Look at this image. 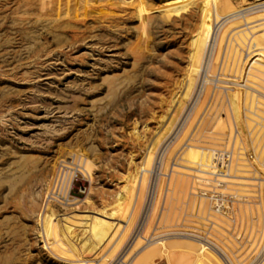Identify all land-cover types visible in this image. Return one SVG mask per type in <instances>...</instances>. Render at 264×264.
I'll list each match as a JSON object with an SVG mask.
<instances>
[{"label": "rangeland", "instance_id": "rangeland-1", "mask_svg": "<svg viewBox=\"0 0 264 264\" xmlns=\"http://www.w3.org/2000/svg\"><path fill=\"white\" fill-rule=\"evenodd\" d=\"M0 264H264V0H0Z\"/></svg>", "mask_w": 264, "mask_h": 264}, {"label": "bare ground", "instance_id": "bare-ground-1", "mask_svg": "<svg viewBox=\"0 0 264 264\" xmlns=\"http://www.w3.org/2000/svg\"><path fill=\"white\" fill-rule=\"evenodd\" d=\"M237 141L239 142L240 140H239V138H237ZM242 170H243V172H248V170H249V168L247 167V166H245V164H243L242 166ZM245 168H248V170H246ZM74 177H73V180L71 181V184H70V187H73L74 186V183H73V181H74ZM263 183V182H262ZM259 184V183H258ZM211 241H213V240H211ZM222 251V250H221ZM224 253V252H223ZM226 257V256H225Z\"/></svg>", "mask_w": 264, "mask_h": 264}]
</instances>
